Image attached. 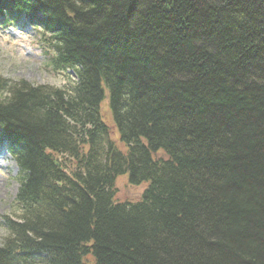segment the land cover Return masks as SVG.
<instances>
[{
  "label": "trees",
  "instance_id": "1",
  "mask_svg": "<svg viewBox=\"0 0 264 264\" xmlns=\"http://www.w3.org/2000/svg\"><path fill=\"white\" fill-rule=\"evenodd\" d=\"M21 16L76 82L0 77V264H264V0H0Z\"/></svg>",
  "mask_w": 264,
  "mask_h": 264
},
{
  "label": "rangeland",
  "instance_id": "2",
  "mask_svg": "<svg viewBox=\"0 0 264 264\" xmlns=\"http://www.w3.org/2000/svg\"><path fill=\"white\" fill-rule=\"evenodd\" d=\"M23 18L15 29H0V77L11 82L24 80L35 85L53 86L60 89L69 87L75 81L72 73L53 75L45 67L44 47ZM20 24L26 25L20 27ZM107 103V98L105 99ZM16 169L11 159L0 156V217H15L12 207L17 191ZM116 199L120 201L137 200L140 186H129L125 177L116 182ZM5 234L0 222V238Z\"/></svg>",
  "mask_w": 264,
  "mask_h": 264
}]
</instances>
